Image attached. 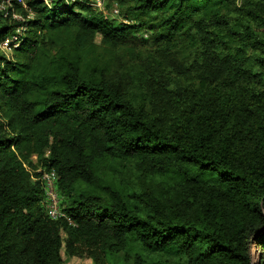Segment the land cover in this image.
<instances>
[{
  "label": "trees",
  "instance_id": "obj_1",
  "mask_svg": "<svg viewBox=\"0 0 264 264\" xmlns=\"http://www.w3.org/2000/svg\"><path fill=\"white\" fill-rule=\"evenodd\" d=\"M27 4L0 13V264H264V0Z\"/></svg>",
  "mask_w": 264,
  "mask_h": 264
},
{
  "label": "built area",
  "instance_id": "obj_2",
  "mask_svg": "<svg viewBox=\"0 0 264 264\" xmlns=\"http://www.w3.org/2000/svg\"><path fill=\"white\" fill-rule=\"evenodd\" d=\"M29 0H0V13L5 17H9L16 21H24V17L17 11V7L20 6L23 10L29 12L28 17H32V12L28 7ZM46 4L50 3V0H44ZM95 1L94 5H100L104 3V0H91ZM20 30H18V33ZM17 36L9 37L5 39L0 47L3 50H11L12 43H15ZM17 46V44H16ZM44 189L43 206L47 216L52 220L66 219L71 223L70 218L66 217L61 207V197L58 191V176L56 172H43L38 178Z\"/></svg>",
  "mask_w": 264,
  "mask_h": 264
},
{
  "label": "rangeland",
  "instance_id": "obj_3",
  "mask_svg": "<svg viewBox=\"0 0 264 264\" xmlns=\"http://www.w3.org/2000/svg\"><path fill=\"white\" fill-rule=\"evenodd\" d=\"M95 3V1H94ZM96 8L102 9L104 8V3L102 4V6L100 7V5H95ZM108 14L111 15L112 18L116 19V18H121L118 14L119 11L117 9L113 10V11H109L107 12ZM8 55L11 54V50H4ZM130 166L132 167H137V165L135 163L130 164ZM61 256H62V264H95L93 259L90 257H77V256H69L66 251L64 249H62L61 252ZM254 256V263H257L259 260V256H260V252L255 251ZM163 257L165 260L167 258V256L163 255L161 256ZM169 263H172V260L169 261Z\"/></svg>",
  "mask_w": 264,
  "mask_h": 264
}]
</instances>
